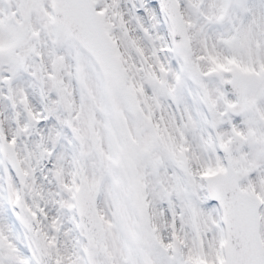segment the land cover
I'll use <instances>...</instances> for the list:
<instances>
[{
  "label": "snow or ice",
  "instance_id": "obj_1",
  "mask_svg": "<svg viewBox=\"0 0 264 264\" xmlns=\"http://www.w3.org/2000/svg\"><path fill=\"white\" fill-rule=\"evenodd\" d=\"M0 264H264V0H0Z\"/></svg>",
  "mask_w": 264,
  "mask_h": 264
}]
</instances>
